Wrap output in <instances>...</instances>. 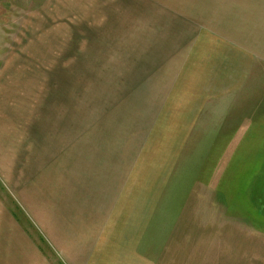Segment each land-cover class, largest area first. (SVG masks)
I'll list each match as a JSON object with an SVG mask.
<instances>
[{
    "label": "rangeland",
    "instance_id": "obj_1",
    "mask_svg": "<svg viewBox=\"0 0 264 264\" xmlns=\"http://www.w3.org/2000/svg\"><path fill=\"white\" fill-rule=\"evenodd\" d=\"M234 1L0 0V168L26 201L60 202L52 186L75 175L64 196L73 182L92 202L88 169L132 189L129 170H142V204H162L170 183L156 264H264V77L198 145L193 127L216 116L199 122L201 65L183 64L199 59L190 45L205 57V25L229 19ZM7 191L0 201L14 208Z\"/></svg>",
    "mask_w": 264,
    "mask_h": 264
},
{
    "label": "crops",
    "instance_id": "obj_2",
    "mask_svg": "<svg viewBox=\"0 0 264 264\" xmlns=\"http://www.w3.org/2000/svg\"><path fill=\"white\" fill-rule=\"evenodd\" d=\"M201 11L207 12L200 9L198 13ZM221 17L214 28V24L205 25L208 31L203 34L210 37L205 57L199 46L185 48L190 54L195 49L200 54L197 61H192L190 56L183 61L184 65H201L203 85L193 92L198 101L197 112L203 114L199 122L213 121L216 116L212 129L203 130L200 124L193 127L200 129L199 137L195 136L198 145L205 144V139L213 135L211 131H215V140L218 139L216 113L231 112L233 105L238 104L239 91L245 90L252 75L255 74V80L264 77L258 74L264 72V0H236L229 19ZM229 101L233 105L224 109ZM188 143L174 163L172 173L182 161ZM101 156L97 157V163L105 160V154ZM72 170L79 171L78 160ZM88 170L86 186L93 192V203L86 197L81 199L78 188L73 189V182L69 190L72 199L68 194L64 196L67 184L75 176L71 175L52 186L53 195L59 196L60 202L41 204L36 210L0 168V185L8 190L6 194L14 206L6 207L0 201V264H156L149 250H154L158 226L173 223V217L166 212L171 208L167 199L169 182L158 197L162 204H142V183L136 179L142 176V170H129L128 175L134 177L133 189L130 184L128 188L127 178L116 180L112 176L108 181L105 169L97 170L103 173L101 178L94 176V170ZM32 232L38 234V241ZM32 239L37 244L33 250Z\"/></svg>",
    "mask_w": 264,
    "mask_h": 264
}]
</instances>
